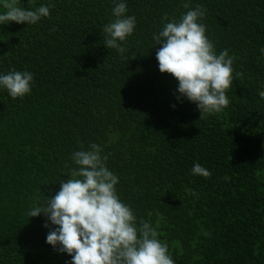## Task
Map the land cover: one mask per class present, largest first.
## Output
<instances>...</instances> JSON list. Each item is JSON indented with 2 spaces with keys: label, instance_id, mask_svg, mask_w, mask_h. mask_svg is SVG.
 <instances>
[{
  "label": "trees",
  "instance_id": "1",
  "mask_svg": "<svg viewBox=\"0 0 264 264\" xmlns=\"http://www.w3.org/2000/svg\"><path fill=\"white\" fill-rule=\"evenodd\" d=\"M15 2L51 7L36 24H0V72L34 74L23 98L0 90V264H70L46 241L55 226L27 212L33 196L59 191L77 167L71 153L93 141L121 199L151 220L176 264H264V0H190L206 9L217 52L236 56L228 106L202 118L159 70L152 37L165 16L187 11L184 0H127L137 18L127 59L104 45L112 0ZM194 162L211 175H193Z\"/></svg>",
  "mask_w": 264,
  "mask_h": 264
},
{
  "label": "clouds",
  "instance_id": "2",
  "mask_svg": "<svg viewBox=\"0 0 264 264\" xmlns=\"http://www.w3.org/2000/svg\"><path fill=\"white\" fill-rule=\"evenodd\" d=\"M112 4L113 19L102 26L104 45L127 59L122 42L134 33L137 18L127 14V0H112ZM2 6L6 11H0V24L4 25L9 21L36 24L50 15L51 7L41 4L25 9L15 0H2ZM184 7L187 11L179 18L165 16L166 22L152 37L159 70L177 79V99L195 103L202 118L228 106L226 90L232 87L236 56L228 49L217 52L202 22L206 15L203 5L191 7L190 0H184ZM260 52L264 54V46ZM33 83L34 74L28 70L0 72V90H7L13 99L31 93ZM258 94L264 99V86ZM108 159L102 145L94 141L73 151L71 160L77 167L68 174L70 178L62 179L59 191L46 200L33 196L28 216L43 214L45 227L49 221L55 226L46 241L67 253L70 264H176L151 220L138 218L132 206L121 199L119 177L108 167ZM190 171L205 178L211 175L199 162H194Z\"/></svg>",
  "mask_w": 264,
  "mask_h": 264
}]
</instances>
